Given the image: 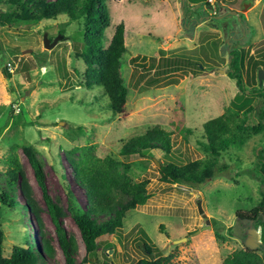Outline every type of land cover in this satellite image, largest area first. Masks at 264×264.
<instances>
[{"label": "rangeland", "instance_id": "obj_1", "mask_svg": "<svg viewBox=\"0 0 264 264\" xmlns=\"http://www.w3.org/2000/svg\"><path fill=\"white\" fill-rule=\"evenodd\" d=\"M103 2L110 16L104 46L118 23L125 26L127 51L120 70L127 93L118 114L103 107L102 99L96 101L95 90L87 85V66L78 55L82 19L61 14L31 25L0 26V191L9 189L3 157L13 154L36 209L34 213L28 206L19 186L17 205H0L3 255L10 256L15 245L27 246L26 240L37 249L39 239L45 238L54 248L49 264H66L43 191L23 150L31 146L47 194L62 212L61 226L76 239L77 260H83L86 251L73 213H84L88 205L68 151L95 144L98 156L112 155L128 165L135 181L148 180V198L125 214L117 237H102L108 243L99 246L96 263L82 264H132L158 254H173L172 264H222L226 255L245 245L252 230L236 213L248 214L264 204V180L257 168L264 132L223 153L221 161L232 164L230 176L209 179L199 187L161 182L156 161L186 163L206 156L198 145L203 124L222 114L239 92L228 76L230 49L243 51L246 86L264 87L258 77L264 65L256 64L264 60V0ZM45 33L57 40L51 49L43 45ZM253 103L259 109L262 98ZM156 127L171 133L169 154L152 149L144 156L121 155L127 141ZM117 197L122 203L131 199L122 192ZM208 222L211 227H206ZM215 229L224 241L216 238ZM142 230L145 241L157 247L156 254L143 248Z\"/></svg>", "mask_w": 264, "mask_h": 264}, {"label": "trees", "instance_id": "obj_2", "mask_svg": "<svg viewBox=\"0 0 264 264\" xmlns=\"http://www.w3.org/2000/svg\"><path fill=\"white\" fill-rule=\"evenodd\" d=\"M61 14H65L70 20H83L82 47L78 50V55L87 66L84 75L89 89L95 90V100L102 99L105 102L102 104L103 107L109 108L113 114L122 112L127 93L120 70L123 56L127 51L125 26L123 22L118 23L108 45L104 46V31L110 26V16L103 0H0V26H16L21 23L31 25L44 19H56ZM256 64L264 65V60H258ZM243 67V51L237 48L230 49L228 76L235 80L239 92L235 94L231 106L203 124V137L198 141V145L206 156L186 163L175 161L160 163L158 172L161 182L199 187L209 179L230 176L232 164L221 161L223 153L232 147L243 145L251 136L264 132V87L249 89L242 73ZM4 73L9 75L7 67ZM104 96L106 99H103ZM256 97L262 98L259 109L253 105ZM78 128L82 130L81 126ZM171 148V133L156 127L127 141L121 155L137 153L144 156L152 149H160L169 154ZM23 150L43 191L66 264H82L84 261L96 263L99 246L108 243L102 237L105 235L117 237L124 227L125 214L136 205L146 202L148 180L135 181L128 165L112 155L98 156L95 144L75 146L68 151L75 179L84 188L88 205V210L84 213H73L86 251L83 260L79 261L78 243L73 236L69 237L61 226L59 217L62 212L47 194L44 173L34 148L26 146ZM77 152L81 155L79 158L75 157ZM3 164L9 189L0 191V205L16 206L19 203L16 187L19 186L27 198L28 206L36 213L28 181L17 157L8 154L3 157ZM120 166H124L122 171ZM257 168L264 180V149L258 158ZM117 192L130 195V201L127 203L119 201ZM236 216L239 220L250 223L253 230L261 227V244L257 248L245 244L235 249L224 257L222 264H264L263 202L252 208L248 214L237 212ZM215 236L220 241L225 240V236L218 229H215ZM144 238L145 233L142 230L140 240L143 242V248L149 254H156L157 247L146 242ZM4 240L5 235L0 222V264H49L48 257H52L54 253L52 244L41 238L37 249L26 240L27 246L15 245L10 256L6 257L3 255ZM173 257V254H158L151 258H141L132 264H172ZM105 264L109 263L106 261Z\"/></svg>", "mask_w": 264, "mask_h": 264}, {"label": "water", "instance_id": "obj_3", "mask_svg": "<svg viewBox=\"0 0 264 264\" xmlns=\"http://www.w3.org/2000/svg\"><path fill=\"white\" fill-rule=\"evenodd\" d=\"M231 14H237V12L235 10H231L229 11ZM57 43V40L54 39L51 41V39H49L47 37V34H44L43 37V45L45 48L47 49H51L55 46V44ZM218 71L225 73V71L223 69H218ZM258 77L259 80L261 81V79H264V71L262 69H260L258 71ZM157 165L160 166L159 161H156ZM200 211H202V207L200 206V204H198ZM206 227H211L210 222L207 223ZM185 239V238H184ZM245 244L251 248H257L260 244H261V227L259 226L256 230H249L248 234L246 236V240H245Z\"/></svg>", "mask_w": 264, "mask_h": 264}, {"label": "built area", "instance_id": "obj_4", "mask_svg": "<svg viewBox=\"0 0 264 264\" xmlns=\"http://www.w3.org/2000/svg\"><path fill=\"white\" fill-rule=\"evenodd\" d=\"M8 64H9V66L11 65V63H10V62H8Z\"/></svg>", "mask_w": 264, "mask_h": 264}, {"label": "flooded vegetation", "instance_id": "obj_5", "mask_svg": "<svg viewBox=\"0 0 264 264\" xmlns=\"http://www.w3.org/2000/svg\"><path fill=\"white\" fill-rule=\"evenodd\" d=\"M232 9H229V11H231ZM237 12V11H236Z\"/></svg>", "mask_w": 264, "mask_h": 264}]
</instances>
